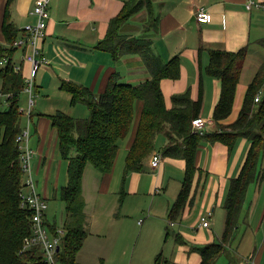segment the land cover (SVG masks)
Masks as SVG:
<instances>
[{
	"label": "crops",
	"instance_id": "obj_1",
	"mask_svg": "<svg viewBox=\"0 0 264 264\" xmlns=\"http://www.w3.org/2000/svg\"><path fill=\"white\" fill-rule=\"evenodd\" d=\"M35 1L15 0L12 6V17L20 29L34 22V17H31L30 14ZM124 1H51L46 39L41 44V52L48 59V65L43 67L36 76L35 83L38 90L36 96L43 88L62 90L63 81L84 85L97 96L105 91L110 77L120 69H125L126 75L124 74L125 76H122V78L127 81L137 83L145 80L136 77L137 74H146L147 72L139 56L122 57L118 63H114L111 54L102 52L96 47L106 38L110 20L120 14L124 7ZM151 1L155 5L156 15L161 20L158 34H151L150 37L153 40V50L163 62L179 57L181 64V79L179 81L167 80L162 83V93L165 96L167 107L171 106V99L174 95L181 94L188 88L192 90L194 100H197L201 81V67L205 69L209 65L210 50L237 53L245 47L248 48V56L241 74V82L236 91L237 96L233 106V114L227 121L223 122L224 125L231 123L237 118L242 109L248 85L256 77L259 67L264 63V11L256 9L251 12L247 11L246 0ZM259 1L264 3V0ZM4 6L5 0H0V44L5 42L1 32ZM199 8H205L208 11L211 18L210 23L199 24L197 22L195 15ZM135 18L126 26L123 32L124 35L129 37L140 36L141 25H138ZM190 20L195 23V28L191 27L188 30ZM201 49L203 51L200 55ZM20 53L21 55L16 53V65L23 61L25 53L22 50ZM194 71L197 81L195 80L194 84L190 85ZM203 78L204 98L200 117L213 121L212 116L215 106L221 95V83L219 80L207 76H203ZM142 106L143 102L139 101L135 107L136 118L133 131L130 137L120 145L113 172L110 175L102 176L98 170L91 168V166H87L85 169L82 185L84 200H86L84 210L86 215L85 229H87L89 235L83 249L77 256L78 264H125V258L128 256L127 249L131 246V243L129 240L130 234H128L126 242L128 246L124 249L122 231L125 228L120 224V220L123 218L120 211L124 208L127 200L131 196L139 197L138 194L142 190H146V193L150 196H160L162 193L166 196L171 187V182L182 186L186 168L185 162L171 158L166 159L162 155V163L159 169L154 170L150 167L154 153L161 152V150L156 149V144L161 141L162 150L169 144V140L165 137V139H161L160 134L155 137L153 155L143 162L144 171H147L145 173L144 171L140 173L133 172L127 176V195L124 203H120L119 197L123 185L127 152L135 141L138 121L143 110ZM42 114L53 115L50 113ZM37 127L38 136L31 137L29 141L30 147L37 154L33 161V168L36 173L35 182L39 193L49 201L50 205L66 175L68 182V171L66 168L65 174L63 164L55 156L58 137L57 131L50 125V119L46 121L45 117L38 118ZM215 129L216 125L209 128L208 133H213ZM249 148L250 142L244 139L230 157L227 148L220 143L212 145L203 141L200 144L196 164L202 171L194 180L195 183L191 193L193 202L186 206L183 217L174 223L169 220V211L178 198L179 189L177 191L170 190L168 198L163 199V202L166 201L165 208L162 210L163 217L161 218L163 219V227L166 219L168 226L179 228L173 239L175 247L178 246L176 252L171 260L164 259L165 262L169 261L171 264H201L202 258L199 253L189 252L191 247H201L221 238L225 229V225H222L225 220L223 207L228 197L231 179L240 174ZM149 174H151L150 177ZM260 193L256 207H254V204H251L252 207L246 205L243 216L245 218L236 233H239L237 241L234 246L232 244L228 249L229 251L234 249L237 257L239 254L243 256L244 259L242 260L236 258L241 264H264V229L263 233L260 236L258 235V231H261L264 227V191L261 190ZM48 211L47 215H49ZM249 215L251 216L249 217ZM133 216H138L136 209ZM203 218L209 221V228L201 225ZM64 222L65 220L59 222V228H62ZM144 224L145 222L142 227ZM137 225L139 224L137 223ZM252 226L255 229L252 231L253 233L248 235ZM145 227H143V233L147 230ZM161 228L159 226L154 230V227H150L149 232H154V235L150 240L144 239L147 248L150 250L148 258L144 261L134 260L131 257L134 255V252H132L127 264H154L157 256L161 254L154 250H157L161 244H169L171 240L169 232H164L165 227L162 230ZM134 231L136 237L138 230L134 229ZM240 251L241 253H239ZM225 253L217 264L226 257ZM234 263L232 260H226L225 264Z\"/></svg>",
	"mask_w": 264,
	"mask_h": 264
},
{
	"label": "trees",
	"instance_id": "obj_2",
	"mask_svg": "<svg viewBox=\"0 0 264 264\" xmlns=\"http://www.w3.org/2000/svg\"><path fill=\"white\" fill-rule=\"evenodd\" d=\"M15 0H5L0 44V264H46L40 248L24 250L25 238L32 235V211L23 206L21 195L24 187L20 144L17 138L24 130L26 118L20 112L23 105L25 79L30 68L22 61L14 67L16 53L14 48L19 38L25 37L22 29L15 24L12 6ZM118 16L111 19L106 38L96 47L109 53L114 63L122 57H140L149 77L132 83L121 79L116 72L108 80L105 91L97 95L84 85L63 81L62 90L71 96V105L84 104L90 115L75 119L66 113L53 115L32 113L30 121L31 137L38 136V118L50 119V125L57 131L58 152L67 162V186L55 193L54 201L65 204L66 219L59 228L57 219L51 220L46 214V225L52 234L61 229V251L57 256L59 264H78L77 256L88 238L85 229L84 214L86 200L83 196V178L87 166L98 170L102 176L113 172L121 143L130 137L136 118V105L143 102L142 113L138 121L135 141L127 152L125 172L120 190V203L123 204L126 192V180L130 173L144 171L143 162L153 155L155 137L163 135L169 144L161 151L166 159L185 162V175L177 199L171 207L169 220L175 222L184 215L186 206L193 202L191 193L196 176L202 171L197 167L198 149L203 141L210 144L220 143L232 157L234 150L244 139L250 142L249 152L240 174L231 179L227 199L224 203L225 229L216 242L201 247L192 246L189 252H198L201 264H217L231 246L235 235L243 222L250 186L259 185L264 179V63L259 67L256 77L248 85L242 109L237 118L224 125L234 110L237 87L241 82L248 48L237 53L220 50L209 51V65L200 71L199 96L194 100L191 89L176 94L167 107L162 93V83L167 80L181 79L180 58L174 57L163 62L153 50L151 34L159 32L161 20L156 15L151 0H125ZM145 13L143 30L140 36L129 37L123 34L126 26L136 16ZM203 49L200 50V55ZM7 61L1 65L3 61ZM214 78L221 83L220 99L215 106L213 121L216 129L213 133L197 135L193 130V121L200 118L203 109L204 78ZM119 78V79H118ZM120 79L122 81H120ZM37 84L35 92L37 94ZM262 94L260 101L256 97ZM10 95L4 106V96ZM37 118V119H35ZM75 151V155H73ZM181 237V236H178ZM159 254L154 264L162 262Z\"/></svg>",
	"mask_w": 264,
	"mask_h": 264
},
{
	"label": "built area",
	"instance_id": "obj_3",
	"mask_svg": "<svg viewBox=\"0 0 264 264\" xmlns=\"http://www.w3.org/2000/svg\"><path fill=\"white\" fill-rule=\"evenodd\" d=\"M52 0H36L33 7L31 17H34V22L28 24L22 28L25 37L19 38L15 43L14 48L21 49L25 54L23 61L27 63L30 68L29 76L25 79L26 87L24 89V95L27 96L28 101L26 106L20 108V112L24 114L26 122L24 130L17 138V142L20 144L22 150L21 162L23 172L25 173L24 187L27 192H23L21 195L23 206L28 207L32 211V235L25 238L23 246L24 250L40 248L43 260L46 264H59L58 248L61 247V240L64 236L63 230L59 229L57 234H52L46 225V213L49 209V201L39 193L35 176L33 172V161L37 154L30 147V140L32 134L31 127V115L35 105V79L38 72L48 65V59L41 52V44L46 39L48 21L50 19V3ZM246 9L251 12L256 10L264 11V3L259 0H246ZM195 19L199 24L210 23V14L205 8H199ZM7 61H3L1 65ZM15 72L21 71L20 66L14 67ZM10 96V95H9ZM8 95L4 96V106L7 105ZM262 94L260 93L256 97L255 102H259ZM0 99H2L0 95ZM215 122L198 118L193 121V130L197 135H205L209 132V128L213 127ZM162 163V155L154 153L151 159L150 167L159 169ZM140 225L142 224L139 223ZM201 225L205 228H209V221L206 218L201 220Z\"/></svg>",
	"mask_w": 264,
	"mask_h": 264
},
{
	"label": "rangeland",
	"instance_id": "obj_4",
	"mask_svg": "<svg viewBox=\"0 0 264 264\" xmlns=\"http://www.w3.org/2000/svg\"><path fill=\"white\" fill-rule=\"evenodd\" d=\"M144 17H145V13H141V15H139L138 17L136 16L135 20L137 19L138 21V25H141V30H143V23L144 22ZM133 21V20H132ZM133 26H135V24H133ZM193 27L195 28V23L191 22L188 25V30ZM21 49L18 50L17 53H19V55H21L20 53ZM189 65H191V63H189ZM147 71V70H146ZM119 75L125 76V69H120L117 71ZM125 74V75H124ZM191 74H193V72H191ZM138 78L141 79H147L149 77L148 72H146V74H137ZM135 77V78H136ZM119 79V78H118ZM39 80V79H38ZM122 80L126 81V79L122 78ZM120 79V81H122ZM197 81L196 78V73L194 71V75H192V79L190 81V85L194 84V81ZM134 84V83H133ZM137 84V83H136ZM190 89V88H188ZM187 89V90H188ZM34 97H35V105L34 108L32 110V112H35V114H42V113H46V114H55L57 113V111H61L62 113L66 112V114L74 117V118H87L90 114L89 111L87 110L86 106L84 104H79L77 106H72L70 101H71V96L68 92H66L65 90H59L57 91L55 88H43L42 91L38 94V96H36V92L34 91ZM28 101V98L26 95L23 96V105L26 106ZM48 118L45 117V120L47 121ZM161 139H165L163 135H160ZM161 141L156 144V149L158 151H162V147L160 145ZM56 155L57 156V160L61 162V164H63V171H65L66 174V168H67V162H64L62 160V157L60 156L59 152H58V146L56 148ZM75 151L73 153V155H75ZM157 154H161L162 153H158ZM91 168H93L91 166ZM94 169V168H93ZM147 171V170H146ZM144 171V173L146 172ZM33 172H34V168H33ZM151 174H149L150 177ZM34 176L36 177V173L34 172ZM145 177H147L145 175ZM66 182H67V175L65 177V179L63 178V180L61 181V184L59 186V190L60 191L62 188H64L66 186ZM180 184L177 185L175 182H171V187L169 189V191L174 190L177 191L178 189L180 190ZM38 188V186H37ZM264 191V179L261 183H259V185H252L250 186L249 192H248V200H247V207H252V205L254 204V207H256L258 201L257 199L259 198V194H261L260 192ZM168 191V193H169ZM168 193L166 194V196H164V194L162 193L160 196L158 195H153L150 196L146 193V190H142L139 195V197H133L131 196L130 199L127 200L124 208H122V211H120V214L122 215V219L120 220V224L123 228L122 234V241H123V247L125 249V247H127V238H128V234H130V243L131 246L128 247V256L125 258V264H127L129 257L131 256L132 252H134V255L131 256L134 258V260L138 259L141 261H144L146 258H148V252L150 251L147 247V243L145 242L144 239L146 240H150L151 237H153L154 232H149L150 227H154V230H156L157 228L162 227L164 228V232L166 233V231L169 232L170 235V243L166 244V245H160V247L157 250H154L155 252H159L161 253V257L162 262L164 259H168L171 260L172 256H174L176 249H177V245L175 247L174 243H173V239L175 238V236L178 233V227H170L167 225V220L165 219L164 222V227L162 225V221L163 219H161L163 217V212L162 210L165 208V202H163L164 198H168ZM260 202V200H259ZM172 200H171V205H172ZM252 204V205H251ZM136 209V212L138 213V216L135 217L133 216V212ZM247 209V208H246ZM48 216L50 217L51 220L57 219L58 222L61 223V221L66 219V215H65V204L60 201H53L50 203L49 205V209H48ZM251 215H249L250 217ZM208 217V216H207ZM209 219V217H208ZM210 220V219H209ZM142 222V224L145 222L144 226L145 228H147V230L143 233L144 228L142 227V224L140 226L139 224ZM211 222V220H210ZM137 223L139 225H137ZM224 224V222L222 223V225ZM131 228V231H130ZM161 228V230H162ZM134 229L138 230L136 237H135V231ZM255 229V227H250V230L248 232V235H250L251 233H253L252 231ZM263 229L264 227L261 229V231H258V235L260 236L261 233H263ZM213 230V228H212ZM243 230V229H242ZM241 230V231H242ZM130 231V233H129ZM141 234V236H140ZM238 234L235 235V239L232 241L231 245L236 243L237 238H238ZM258 236V237H259ZM140 237V239H138ZM231 247V246H230ZM230 247H228V249H230ZM58 251V250H57ZM60 251H61V247H60ZM124 252V250H122ZM60 252H58L59 254ZM158 253V254H159ZM241 253V251L239 252ZM226 257H224L219 264H225L226 260H232L233 262H235L234 264H241L240 261H237L236 258L239 259H244L242 258V255H237L234 252V249H232L231 251H227L225 253ZM153 257V256H152ZM153 260V259H152ZM167 260V261H168Z\"/></svg>",
	"mask_w": 264,
	"mask_h": 264
},
{
	"label": "water",
	"instance_id": "obj_5",
	"mask_svg": "<svg viewBox=\"0 0 264 264\" xmlns=\"http://www.w3.org/2000/svg\"><path fill=\"white\" fill-rule=\"evenodd\" d=\"M58 252H60V248H58Z\"/></svg>",
	"mask_w": 264,
	"mask_h": 264
}]
</instances>
